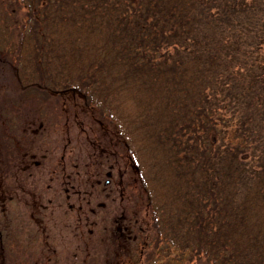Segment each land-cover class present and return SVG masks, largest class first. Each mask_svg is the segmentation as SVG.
Returning <instances> with one entry per match:
<instances>
[{
	"label": "trees",
	"instance_id": "16d2710c",
	"mask_svg": "<svg viewBox=\"0 0 264 264\" xmlns=\"http://www.w3.org/2000/svg\"><path fill=\"white\" fill-rule=\"evenodd\" d=\"M3 29L5 110L78 95L125 148L140 252L264 264V0H5Z\"/></svg>",
	"mask_w": 264,
	"mask_h": 264
},
{
	"label": "rangeland",
	"instance_id": "374dc122",
	"mask_svg": "<svg viewBox=\"0 0 264 264\" xmlns=\"http://www.w3.org/2000/svg\"><path fill=\"white\" fill-rule=\"evenodd\" d=\"M1 33L5 51L8 35ZM3 75L0 264H170L171 252L163 260L140 252L147 197L107 122L99 125L70 93L5 110L14 94ZM259 118L258 132L264 114ZM243 157L249 170L252 159Z\"/></svg>",
	"mask_w": 264,
	"mask_h": 264
},
{
	"label": "flooded vegetation",
	"instance_id": "af4514ba",
	"mask_svg": "<svg viewBox=\"0 0 264 264\" xmlns=\"http://www.w3.org/2000/svg\"><path fill=\"white\" fill-rule=\"evenodd\" d=\"M108 175H110V173H108ZM109 183V181L107 180L106 182H105V184H108ZM117 228H119V227H117ZM134 237H136V236H134ZM134 237H133V239H134Z\"/></svg>",
	"mask_w": 264,
	"mask_h": 264
}]
</instances>
